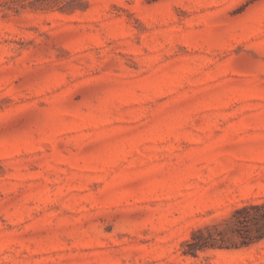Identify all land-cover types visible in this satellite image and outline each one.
I'll return each mask as SVG.
<instances>
[{"label":"rangeland","instance_id":"obj_1","mask_svg":"<svg viewBox=\"0 0 264 264\" xmlns=\"http://www.w3.org/2000/svg\"><path fill=\"white\" fill-rule=\"evenodd\" d=\"M261 203L264 0H0V264H264Z\"/></svg>","mask_w":264,"mask_h":264},{"label":"trees","instance_id":"obj_2","mask_svg":"<svg viewBox=\"0 0 264 264\" xmlns=\"http://www.w3.org/2000/svg\"><path fill=\"white\" fill-rule=\"evenodd\" d=\"M231 228V234L238 239L230 247H247L264 240V233L250 236V227L263 225L264 227V203L246 204L236 208L231 216L222 221L219 225ZM219 225L205 226L192 232L188 241L182 245L184 255L195 256L197 252L206 249L227 247L224 244L226 232Z\"/></svg>","mask_w":264,"mask_h":264}]
</instances>
